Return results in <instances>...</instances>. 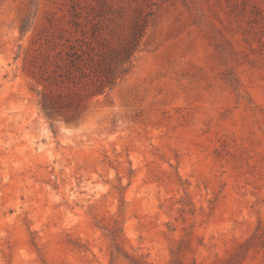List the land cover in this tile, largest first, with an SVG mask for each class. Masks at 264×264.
Listing matches in <instances>:
<instances>
[{
    "label": "rangeland",
    "instance_id": "obj_1",
    "mask_svg": "<svg viewBox=\"0 0 264 264\" xmlns=\"http://www.w3.org/2000/svg\"><path fill=\"white\" fill-rule=\"evenodd\" d=\"M73 10L103 93L41 78ZM258 222L264 0H0V264H211Z\"/></svg>",
    "mask_w": 264,
    "mask_h": 264
},
{
    "label": "trees",
    "instance_id": "obj_2",
    "mask_svg": "<svg viewBox=\"0 0 264 264\" xmlns=\"http://www.w3.org/2000/svg\"><path fill=\"white\" fill-rule=\"evenodd\" d=\"M72 19L70 20L73 30L68 32V35L64 37V54L61 58V63L57 64V68L63 65L62 71L57 75H46V71L42 73L41 78L47 82L52 83L56 81L58 77L61 81L71 82L77 84L80 82L90 81L92 93H103L108 89H111L114 85V72L117 69V65L121 62L122 58L116 59L113 54L95 53L91 54L89 46L85 37L81 38L79 35L84 36L85 31L80 28V22L78 17L79 12L73 10L71 12ZM25 26L21 25V32H24ZM133 33L132 43L130 47L135 46L136 35ZM140 36V35H139ZM60 39L63 37H59ZM86 45V49L84 47ZM129 50L125 51V54ZM61 52H58V55ZM129 67H125L119 70V75L125 74ZM44 104L49 107L51 111H63V106L58 101L49 100L46 102L43 97ZM111 231V239L114 240L116 233ZM112 259H117L120 256L125 259H129L130 264H146L143 261H137L132 257H129L124 253L116 242H113V247L110 251ZM170 264H204L198 262L196 259L191 261H185L183 258H174ZM211 264H264V226L261 222H258L255 229L243 240L238 241L232 250L218 261Z\"/></svg>",
    "mask_w": 264,
    "mask_h": 264
}]
</instances>
